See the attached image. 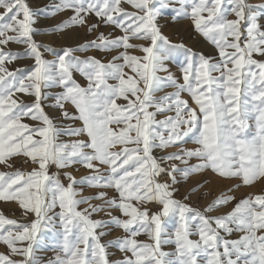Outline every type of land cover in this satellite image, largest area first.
<instances>
[{"label":"snow or ice","instance_id":"6c2138e0","mask_svg":"<svg viewBox=\"0 0 264 264\" xmlns=\"http://www.w3.org/2000/svg\"><path fill=\"white\" fill-rule=\"evenodd\" d=\"M64 10L72 15L47 31L79 26L91 34L111 25L121 35L98 32L61 48L36 41L44 30L34 27L39 16ZM166 15L172 23L189 19L215 56L172 41L160 23ZM262 18L264 0H59L38 8L30 0H0V164L13 169V158L22 156L34 165L0 171V201L31 217L18 221L0 211L7 249L0 264H264V191L239 200L232 194L264 181V59H256L264 58ZM10 43L25 47L13 51ZM89 49L117 53L107 61L76 55ZM22 56L32 65L7 66ZM53 88L59 91H47ZM187 139L193 147H185ZM52 165L57 171L50 174ZM76 165L88 174L67 170ZM205 172L237 183L203 208L186 201L207 181L175 198L177 184ZM76 185L115 194L84 195ZM234 201L230 211L212 214ZM153 203L160 206L155 212ZM97 213L104 215L93 218ZM113 228L122 235L103 240ZM233 232L242 235L227 238ZM167 244L174 250L165 251ZM110 247L120 253L116 259Z\"/></svg>","mask_w":264,"mask_h":264},{"label":"rangeland","instance_id":"374dc122","mask_svg":"<svg viewBox=\"0 0 264 264\" xmlns=\"http://www.w3.org/2000/svg\"><path fill=\"white\" fill-rule=\"evenodd\" d=\"M55 2H59V0H30L31 6L37 7V8L43 7L45 5H49V4H52ZM251 2L252 3H259L260 0H251ZM124 7L127 8L129 11L132 10L129 7V5H127V4H125ZM71 15H72V12L70 10H64L61 12H56L55 15L41 14L38 18L37 23L34 25V27L38 28V29H44V30H42L38 33H35L34 39L38 42H41L44 45H51V46L56 47V48H61V47H75L79 44L84 43L85 41L93 40L96 38L98 32H103V33H105V35H107L109 33H111L113 36L121 35L120 29L114 28L111 25H109V26L101 25L97 32H93L91 34H89V32L87 31L86 28L79 27V26H70L61 32L47 31V29H49L51 26L56 25V24L60 23L61 21L67 20ZM229 18H233V17L230 16ZM90 22L95 23L96 18L94 16L91 17ZM260 22L262 24H264V18H262ZM160 23L164 25V27H163L164 34L167 35L172 41H174V42L182 41L184 44L188 45L189 47H192L195 51L203 52L206 55L215 56L214 46L211 45L207 40H205L194 29V27H193V25L189 19H183V20H180L176 23H172L170 20V17L168 15H166L163 19H161ZM24 47L25 46L23 44H17V43H10L8 45V48H10L13 51H23ZM41 51H42V53L46 59H53V56L51 55V53L45 51L43 48L41 49ZM116 53H117V50H112L110 52L103 53V52H97L95 49H89L87 52H77L76 55H81V56L96 55V56L104 59L105 61H107V60H110L113 55H116ZM136 54L139 55L140 53L137 51ZM256 59H264V58L257 56ZM32 63H33V61L31 58L26 57V56H22V57L16 59L15 61L9 63L7 66L10 69H16V68H20V67L30 66V65H32ZM171 69L174 73H176L177 76H179L177 64H175V63L171 64ZM74 75H75V78L81 84L86 83L83 76H81L79 73H75ZM110 83H115V81H110ZM47 91L57 92V91H59V89L53 88V89H48ZM164 91H173V89L166 88V89H164ZM159 94H162V93H158V95ZM17 95L20 98L24 99L25 101L31 100V97H29V96H24L23 94H17ZM183 96L185 99H188L190 104L192 103V100L187 93H184ZM47 103L48 102L45 101V105H47ZM117 103L124 104L125 101L123 99H119L117 101ZM67 107H69L71 109L72 106L68 105ZM193 107H195L194 104H193ZM46 111L53 117H57V118L59 117V112L53 108L46 107ZM157 118L159 119L161 117L158 116ZM24 122L29 123V124L34 123L33 121H31L30 119H27V118H25ZM57 122H59V120ZM66 123H70V122H66ZM79 123H80L79 121H76L77 125H79ZM249 123L251 124L252 121H250ZM250 130H254V129H250ZM60 139L61 140H69V139H72V137L62 135L60 137ZM193 146L194 145H193L192 140L187 139V143L185 144V147L191 148ZM170 150L171 149H169V151ZM162 154L163 153L159 149L154 150V155L160 156ZM23 161H24V158L22 156L21 157H15L12 160V163L14 166L13 169H8L3 164H0V171H10V170H14L15 168L30 169L31 167L34 166L30 163L25 164V163H23ZM192 162L195 163V161H192ZM67 170L72 171L73 175H75L77 177L87 175L88 171H89L88 169H86L80 165H76L74 168L67 169ZM56 171H57V169H56L55 165H52L49 167V173L50 174L55 173ZM60 179L62 180L63 183L67 184L68 181L66 180L65 177H63L61 175ZM160 179L164 180V179H167V177L161 176ZM197 181H199L201 184H204V181H207V183L204 184V187L199 188L196 193L191 195L190 199L186 202L191 204L194 207H200V208L205 207L207 205V203H209L211 200H213V198L215 196H217L220 192L225 191L226 189L231 187L233 184L237 183V181L232 180V179L221 180L220 178H218L217 176H215L211 172H205L202 174L193 175L187 183H184L182 181L181 183L177 184L176 187L179 189V191L176 193L175 198L176 199H183V197L187 194L188 190L190 188L194 187ZM76 187L77 188L84 187V192H83L84 195H93L97 191H100V190L108 191L109 195L115 194L111 189H97V188H90V187L82 186V185H76ZM261 191H264V181L255 183L253 186H250V187L244 186L241 184V186L238 189H236L232 194L235 195L237 200H239L250 192L251 193H260ZM203 192H207L208 194L206 196L201 195V193H203ZM93 203H100V201H98V200L93 201ZM234 203H235V201L232 203H229L227 205H224L221 208H219L218 210L214 211L212 214L216 215V214H221V213L230 211L231 208L234 206ZM86 206L87 205L81 204L79 207L84 208ZM149 207L151 208V210L153 212H155L159 209L160 206L156 203H153V204L149 205ZM58 210L59 209H57V211ZM0 211H2L5 216L15 218L18 221H25L26 219H31V217H28V218L23 217L21 214L20 208L15 203L0 201ZM116 214H118V212ZM103 215H104L103 213H97V214H94L93 218H100ZM57 226L59 227L58 222H57ZM120 235H122V231L118 228H113L109 232V234L103 238V240H105V241L111 240V239H113L117 236H120ZM240 235H242V233L233 232L231 234V236L227 237V238L237 239V238H239ZM191 238L197 239L198 237L194 235ZM138 239L147 241L148 237L141 235L138 237ZM174 247L175 246L172 244H167V245L163 246L165 251H172V250H174ZM5 251H7L5 246L3 244H0V252H5ZM108 252L110 254V256H109L110 259H116L120 255V253L118 251H116V249L114 247H110L108 249ZM43 254L51 255L52 253L50 251H47V249H45V252Z\"/></svg>","mask_w":264,"mask_h":264},{"label":"bare ground","instance_id":"6f19581e","mask_svg":"<svg viewBox=\"0 0 264 264\" xmlns=\"http://www.w3.org/2000/svg\"><path fill=\"white\" fill-rule=\"evenodd\" d=\"M79 42V41H78ZM77 43V42H76ZM119 104V103H118Z\"/></svg>","mask_w":264,"mask_h":264}]
</instances>
